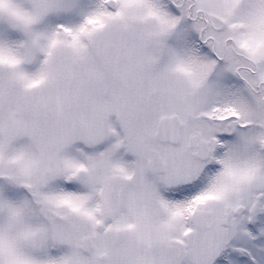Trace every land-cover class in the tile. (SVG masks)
Returning <instances> with one entry per match:
<instances>
[{
  "label": "snow or ice",
  "instance_id": "snow-or-ice-1",
  "mask_svg": "<svg viewBox=\"0 0 264 264\" xmlns=\"http://www.w3.org/2000/svg\"><path fill=\"white\" fill-rule=\"evenodd\" d=\"M0 264H264V0H0Z\"/></svg>",
  "mask_w": 264,
  "mask_h": 264
}]
</instances>
